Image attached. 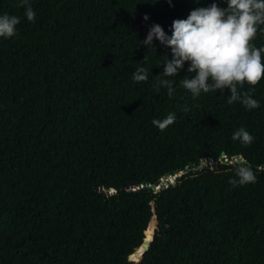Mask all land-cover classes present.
Segmentation results:
<instances>
[{"label":"trees","instance_id":"obj_1","mask_svg":"<svg viewBox=\"0 0 264 264\" xmlns=\"http://www.w3.org/2000/svg\"><path fill=\"white\" fill-rule=\"evenodd\" d=\"M154 2L31 0L29 22L21 0H0L20 18L0 38V264H264V77L238 85L254 87L252 110L228 89L193 98L187 62L171 97L157 91L169 50L137 41L213 0ZM250 43L264 46V25ZM170 112L172 125L152 124ZM241 127L248 146L232 139ZM238 154L255 183H228Z\"/></svg>","mask_w":264,"mask_h":264},{"label":"clouds","instance_id":"obj_2","mask_svg":"<svg viewBox=\"0 0 264 264\" xmlns=\"http://www.w3.org/2000/svg\"><path fill=\"white\" fill-rule=\"evenodd\" d=\"M157 2L155 0L154 3ZM165 2L174 7L172 0ZM193 3L199 4L200 0H193ZM21 4L27 21L35 22L36 12L31 0H21ZM218 4L227 6L219 7ZM142 19L147 22L149 16L145 14ZM19 23L18 16L0 14V38L14 37ZM261 25H264V0H213L206 7H195L186 18L173 20L167 32L161 25L151 24L146 37L137 43L147 48L152 46L156 51L155 40L169 50L162 55V63L156 65L163 66L162 73L155 76L158 78L157 91L166 88L171 97L175 91L174 77L187 62L186 71L191 75L180 83L193 98L199 97L202 92L228 89V104L239 102L246 110H252L260 107V102L251 94L255 91L254 87L248 92H241L238 85L240 88L245 83L254 86L264 77V46L257 48L250 43ZM135 69L132 72L134 81L148 80L150 69ZM175 120L176 114L170 112L162 119H153L152 124L164 130ZM232 139L248 146L254 137L241 127L233 133ZM227 163L234 170V177L228 181L233 187L256 182L257 177L242 154L232 156ZM258 170L264 171V166Z\"/></svg>","mask_w":264,"mask_h":264},{"label":"water","instance_id":"obj_3","mask_svg":"<svg viewBox=\"0 0 264 264\" xmlns=\"http://www.w3.org/2000/svg\"><path fill=\"white\" fill-rule=\"evenodd\" d=\"M222 157L225 158V154H224V153H223ZM177 175H179V176H177ZM181 176H182V172H178L176 175H174L175 180H174V182H172L170 185H175L177 179H178L179 177H181ZM170 177H171V176H170ZM162 180H163V179H161L160 181H158V182H157L156 184H154V185H149V187H150L154 192H157V191H159L160 189H166L168 186L163 187V186H162ZM112 194H114L113 191H112L111 193H109V195H112ZM142 248H143V252L141 253L140 258L138 259V258L135 256L136 253L139 252V249H138L134 254H132V255L129 257V262H131V263H137V262H139V261L142 260L143 254H144V252H145L147 246L145 245V246H143Z\"/></svg>","mask_w":264,"mask_h":264},{"label":"built area","instance_id":"obj_4","mask_svg":"<svg viewBox=\"0 0 264 264\" xmlns=\"http://www.w3.org/2000/svg\"><path fill=\"white\" fill-rule=\"evenodd\" d=\"M206 162H202L201 166L199 167V169H203V168H206V167H213L215 165H217L218 163L214 160H205ZM222 163V162H220Z\"/></svg>","mask_w":264,"mask_h":264},{"label":"bare ground","instance_id":"obj_5","mask_svg":"<svg viewBox=\"0 0 264 264\" xmlns=\"http://www.w3.org/2000/svg\"><path fill=\"white\" fill-rule=\"evenodd\" d=\"M174 180H175L174 176L168 177L167 180L164 182V185L167 186L168 184H171L172 182H174Z\"/></svg>","mask_w":264,"mask_h":264},{"label":"rangeland","instance_id":"obj_6","mask_svg":"<svg viewBox=\"0 0 264 264\" xmlns=\"http://www.w3.org/2000/svg\"><path fill=\"white\" fill-rule=\"evenodd\" d=\"M182 174H185V172H184V173H182ZM177 176H179V175H177Z\"/></svg>","mask_w":264,"mask_h":264}]
</instances>
